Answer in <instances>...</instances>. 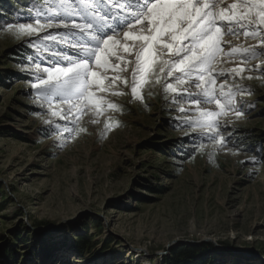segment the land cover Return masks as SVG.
Masks as SVG:
<instances>
[{
    "label": "rangeland",
    "instance_id": "374dc122",
    "mask_svg": "<svg viewBox=\"0 0 264 264\" xmlns=\"http://www.w3.org/2000/svg\"><path fill=\"white\" fill-rule=\"evenodd\" d=\"M58 2L0 0V264H264V55L244 62L240 55L223 57L216 65L217 71L246 69L227 81L217 76V89L223 83L251 89L235 91L233 109L218 117L226 127L218 135L185 126L197 106L165 93L175 79L158 67L138 86L142 100L132 97L128 65L119 73L127 86H113L123 94H102L117 110L78 111L57 95L45 100L33 87L47 77L44 68L66 66L52 53L76 55L69 42L43 39L68 30L32 36L9 30L17 22L34 23L30 9L43 5L47 14ZM232 2L222 0V6ZM108 5L112 0L105 6L109 22L128 11ZM81 12L77 8L69 22H84ZM224 39L230 41L225 51L261 47L242 32ZM120 55L134 60L122 49ZM111 63L123 67L115 57ZM184 88L200 91L188 84L177 91ZM201 107L219 111L214 103ZM106 121L118 126L105 132ZM209 136L231 142L221 147ZM189 249L196 254L177 253Z\"/></svg>",
    "mask_w": 264,
    "mask_h": 264
},
{
    "label": "snow or ice",
    "instance_id": "6c2138e0",
    "mask_svg": "<svg viewBox=\"0 0 264 264\" xmlns=\"http://www.w3.org/2000/svg\"><path fill=\"white\" fill-rule=\"evenodd\" d=\"M106 4L107 0H79L74 6L71 0H59L54 7L46 9L47 14H44L43 5L30 9V13H35L30 17L34 23L9 25V30L15 27L17 36H32L48 28L68 30L67 33L43 37L45 41L69 42L76 53L75 56L62 51L52 53L53 56L59 55L66 66L54 65L43 69L47 77L38 78V83L33 87L43 93L44 99L49 100L51 95H57L61 98L60 104L67 103L78 111L95 109V114L100 115L104 105L111 110L118 109L117 104L106 100L102 94H123L114 92L113 86L119 83L127 86V80L119 73L127 71L128 65H133L132 97L140 100L143 97L138 93V86L142 87L158 67L160 73L175 79V84L169 82L164 85L165 93H174V99L180 101L187 97L188 103L197 106L194 116L185 126L212 129L217 135L219 131L226 130L219 124L218 117L224 114L225 109H233L236 90L250 92L251 89L229 86L227 83L220 84L217 89V76L227 81L228 74L240 76L246 69L235 67L217 71L216 65L225 62L223 57L240 55L244 62L264 55V0H233L227 7L222 6V0H112V5L108 7L118 5L120 12L128 9L127 13L116 15L112 22L108 20ZM77 8L82 10L84 22H69ZM119 31H123V39L118 37ZM241 32L246 38L258 39L261 47H230L225 51L223 45L230 44V41L224 37L239 36ZM78 35L86 39L81 40L77 38ZM68 37L73 39L69 41ZM121 49L134 60L120 55ZM113 57L123 67L120 63H111ZM109 69L114 73L111 77L108 76ZM37 71H40L39 66ZM260 71L264 72V69ZM175 73L181 75L176 76ZM53 82L55 87L51 86ZM157 82H160L159 78ZM185 84L194 85L200 91L191 93L184 88L178 92L177 86ZM44 86L49 87L45 90ZM213 103L219 111L201 107ZM240 104V108L235 109L237 117L243 114V102ZM51 115L61 114L51 111ZM117 126L118 122L106 121L105 132ZM65 131L79 132L84 129L66 127ZM208 138L221 147L231 142L230 137Z\"/></svg>",
    "mask_w": 264,
    "mask_h": 264
},
{
    "label": "trees",
    "instance_id": "16d2710c",
    "mask_svg": "<svg viewBox=\"0 0 264 264\" xmlns=\"http://www.w3.org/2000/svg\"><path fill=\"white\" fill-rule=\"evenodd\" d=\"M2 9H1V5H0V11H1ZM195 250H192V249H189L188 251H178L177 253L178 254H183L184 252H188V254H189V257H192L194 254H196L195 252H194ZM175 260V259H174ZM173 259H172V261H171V263L172 264H178L177 262V260H176V262L174 261ZM188 261H191V258L188 260ZM190 263H192V264H194L193 262H190ZM196 264H201V263H196Z\"/></svg>",
    "mask_w": 264,
    "mask_h": 264
}]
</instances>
